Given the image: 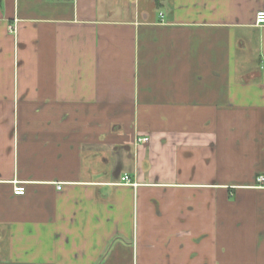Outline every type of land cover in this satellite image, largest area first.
I'll return each mask as SVG.
<instances>
[{
    "label": "crops",
    "instance_id": "obj_1",
    "mask_svg": "<svg viewBox=\"0 0 264 264\" xmlns=\"http://www.w3.org/2000/svg\"><path fill=\"white\" fill-rule=\"evenodd\" d=\"M259 11L0 0V264H264Z\"/></svg>",
    "mask_w": 264,
    "mask_h": 264
},
{
    "label": "built area",
    "instance_id": "obj_2",
    "mask_svg": "<svg viewBox=\"0 0 264 264\" xmlns=\"http://www.w3.org/2000/svg\"><path fill=\"white\" fill-rule=\"evenodd\" d=\"M254 24L257 26L264 25V11H259L255 14ZM10 30L13 31L14 28L11 27ZM261 70H264V62L261 64ZM147 141H148L147 138H139L137 140L138 143H147ZM121 181L128 184L129 183L128 176H123L121 178ZM254 188L264 190V176H258L257 178H255ZM13 193L19 196L24 195L25 188L23 186H15L13 189Z\"/></svg>",
    "mask_w": 264,
    "mask_h": 264
},
{
    "label": "trees",
    "instance_id": "obj_3",
    "mask_svg": "<svg viewBox=\"0 0 264 264\" xmlns=\"http://www.w3.org/2000/svg\"><path fill=\"white\" fill-rule=\"evenodd\" d=\"M48 1H57V0H48ZM160 0H155V2L158 4Z\"/></svg>",
    "mask_w": 264,
    "mask_h": 264
},
{
    "label": "rangeland",
    "instance_id": "obj_4",
    "mask_svg": "<svg viewBox=\"0 0 264 264\" xmlns=\"http://www.w3.org/2000/svg\"><path fill=\"white\" fill-rule=\"evenodd\" d=\"M143 5L145 6V3Z\"/></svg>",
    "mask_w": 264,
    "mask_h": 264
}]
</instances>
